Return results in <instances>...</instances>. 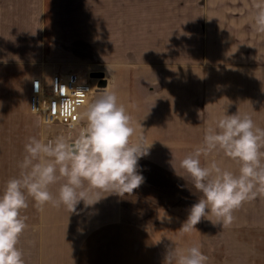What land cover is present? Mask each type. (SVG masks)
<instances>
[{"label": "crops", "instance_id": "1", "mask_svg": "<svg viewBox=\"0 0 264 264\" xmlns=\"http://www.w3.org/2000/svg\"><path fill=\"white\" fill-rule=\"evenodd\" d=\"M254 3L0 0V190L18 175L27 137L69 136L84 123L82 117L73 129L43 124L30 110L35 78L48 84L56 72L100 66L107 90L125 106L143 143L151 144L138 161L144 182L132 195L94 190L93 198L104 196L92 206L81 201L72 213L51 204L40 210L29 198L18 245L25 264H164L173 244L199 245L207 264H264V194L261 259L254 242L243 259L237 238L253 230L239 231L235 219L225 227L208 223L217 219L209 214L191 233L180 230L201 197L180 160L202 144L205 128L226 109L229 115L250 114L264 129V33L255 30ZM200 159L238 171L220 151ZM60 182L50 185L54 195ZM245 211L246 223L255 226L252 212ZM165 214L171 222H162ZM220 235L232 248L224 255L217 245L208 250V238Z\"/></svg>", "mask_w": 264, "mask_h": 264}, {"label": "clouds", "instance_id": "2", "mask_svg": "<svg viewBox=\"0 0 264 264\" xmlns=\"http://www.w3.org/2000/svg\"><path fill=\"white\" fill-rule=\"evenodd\" d=\"M253 24L264 33V0H255ZM84 123L75 134L53 139L29 136L24 155L18 162V175L5 181L0 190V264H25L24 252L18 246L27 228L29 198L34 206H64L69 213L77 211L83 201L94 205L102 196L91 193L132 195L144 182L138 171L140 158L148 155L151 144L137 135L132 118L118 102L114 91L105 90L88 102ZM214 125V126H213ZM205 128L202 144L180 160V167L192 178L193 187L201 194L191 205L181 234H188L209 214L216 222L229 226L234 211L249 200L264 194V129L259 128L248 113L223 114ZM133 136H136L133 141ZM220 151L235 161L237 172L222 168L215 160L202 165V155ZM59 187L55 195L50 185ZM162 222H171L165 214ZM159 242V241H157ZM199 245L183 249L173 246L166 251L164 264H207Z\"/></svg>", "mask_w": 264, "mask_h": 264}, {"label": "built area", "instance_id": "3", "mask_svg": "<svg viewBox=\"0 0 264 264\" xmlns=\"http://www.w3.org/2000/svg\"><path fill=\"white\" fill-rule=\"evenodd\" d=\"M107 83V75L100 66L82 73L56 72L48 84L35 78L30 89V110L38 114L45 125L61 122L73 129L83 117L80 110L107 90Z\"/></svg>", "mask_w": 264, "mask_h": 264}, {"label": "rangeland", "instance_id": "4", "mask_svg": "<svg viewBox=\"0 0 264 264\" xmlns=\"http://www.w3.org/2000/svg\"><path fill=\"white\" fill-rule=\"evenodd\" d=\"M84 111H85V108H84ZM246 203H247V201L244 202L241 205V207L238 208L233 213V215L235 216V221L234 222L238 223L237 224L238 226L237 225H235V226L240 229L239 231L243 232L244 230H253V232L251 231L248 234H244V235L239 236L237 238V240H238L237 244L243 247V248L240 249L241 255L243 256L244 260H247L246 255H247V251L249 250L248 246L250 245V243L252 244L254 242V244L256 246L255 251H257L256 254H255L256 255V260H257V259H261V251H262V234H261L262 194H259V195L256 196V198H254V204H248L247 205ZM247 208L249 209V212H252L251 214L256 219L255 226L247 224L246 223V218L243 217V214L246 212L245 209H247ZM207 222L210 223V224H216V223H211L209 221H207ZM221 228H223V227L221 226ZM216 234H217V232L215 233V235ZM208 240H209L208 250H209V248L211 250L212 249L211 247H213V245H217L218 248H220V249L222 247L223 248V252H224V253H222L223 255L227 254L228 252H230V250H232V248L226 242V237H222L220 235V237L219 236L215 237V238L214 237H210V238H208Z\"/></svg>", "mask_w": 264, "mask_h": 264}, {"label": "water", "instance_id": "5", "mask_svg": "<svg viewBox=\"0 0 264 264\" xmlns=\"http://www.w3.org/2000/svg\"><path fill=\"white\" fill-rule=\"evenodd\" d=\"M94 75V74H93ZM95 75H97V74H95ZM99 75V74H98ZM101 85H103V83L101 84Z\"/></svg>", "mask_w": 264, "mask_h": 264}]
</instances>
